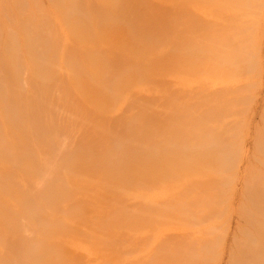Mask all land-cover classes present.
Segmentation results:
<instances>
[{"label":"bare ground","instance_id":"obj_1","mask_svg":"<svg viewBox=\"0 0 264 264\" xmlns=\"http://www.w3.org/2000/svg\"><path fill=\"white\" fill-rule=\"evenodd\" d=\"M84 2L48 0L45 5L42 0L0 1V225L10 221L7 231L11 235L0 233V264H31L40 253L46 255L40 264H158L155 257L159 251L180 254L188 239L178 230H154L138 240L128 237L126 233L139 227L145 214L135 211L128 215L122 207L125 197L108 195L104 190L117 181L126 163L131 168L129 182L172 169L169 192L175 196L173 204L195 215L205 199L185 202L188 208L185 197L201 182L211 180L232 156L234 146H219L218 141L225 138L222 136L234 137L236 125L205 132H214L208 154H197L199 147L186 139L176 149L174 159L167 158V149L157 150L153 145L149 149L155 152L152 161L145 154L129 151H122L124 157L105 160L106 141H118L123 131L117 120L106 123L111 122L110 108L135 83L122 79L112 86L107 67L132 65V55L143 57L154 96L141 101L147 106L164 102L155 117L174 119L179 111L170 106L171 100H164L166 91L178 85V96H186L189 88L224 81V57L239 65L254 54L264 10L253 14L251 0H127L141 18L150 20L138 51L125 20L104 13L114 0H89L88 7H83ZM88 14L93 15L94 23L80 25L79 19ZM194 23L198 35L190 31ZM53 37L61 51L57 62L47 66V49ZM96 43L109 46V50L99 53L94 49ZM8 47L10 51H6ZM15 65L30 77L29 82L21 84L11 75ZM156 66L160 70L152 72ZM94 70L99 73L96 89L100 94L83 87L84 78ZM225 95L224 91L218 94L221 104L226 102ZM5 101L14 102L15 109L24 112L19 122L5 121ZM134 104L129 100L124 112ZM186 108L179 109L185 118L191 109ZM38 117L46 124H56V131L36 141L31 135ZM261 133L256 139L259 159L264 158ZM63 140L76 145L78 151L61 147ZM51 144H58V150L49 151ZM90 157H94L91 168L85 171L81 163ZM252 170L249 165V172ZM253 178L247 187L249 204L241 207L248 238L236 243L231 253L233 264H241L240 257L264 264V172ZM61 202L69 208L58 219L53 212ZM142 204L141 199L138 205ZM172 217L163 211L153 220L171 224Z\"/></svg>","mask_w":264,"mask_h":264},{"label":"rangeland","instance_id":"obj_2","mask_svg":"<svg viewBox=\"0 0 264 264\" xmlns=\"http://www.w3.org/2000/svg\"><path fill=\"white\" fill-rule=\"evenodd\" d=\"M42 1L45 5L48 3V0ZM251 1L253 14L264 10V0ZM88 5L89 0H85L83 7H88ZM104 13H114L117 19L125 20L126 27L133 32L132 44L139 51L141 41L147 37L146 27L149 26L150 20L141 18L127 0H114V4L106 8ZM262 22H260V32L257 33L258 43L253 48L252 56L242 60L239 65H234L228 57H224L227 74L224 81L215 80L207 85L200 84L195 88H189L186 96H178V85L166 91L164 100H171L170 106L179 111L173 117L174 119L155 117V112L163 109L164 102L147 106L141 101V99L154 96L149 89V79L145 70L147 69L146 60L143 57L132 55L130 57L132 65L127 62L107 67L108 72L112 74L109 80L112 86L119 84L122 79L135 83L129 86L110 108L109 120L111 122L107 120L106 123L109 125L117 120L118 126L123 131L118 141H106L108 150L104 154L105 160L124 157L126 155L123 152L129 151L131 154H145L152 161L155 152L150 153L149 149L153 145L157 150L167 149V158L174 159L176 149H179L186 139L199 147L197 154H208L210 152L209 141L214 136L212 135L214 132L211 134H205V132H217L230 125L238 126L234 137L222 136L225 138H220L218 141L219 146L224 147L227 144L234 146L232 156L226 163L219 166L211 180L201 182L184 199V203L205 199V204L195 215H189L183 211L184 207L173 204L175 196L172 197L169 192L174 174L172 169H167L156 176L147 173L146 178L137 177L138 179L129 182L131 168L130 164L126 163L117 181L104 190L108 195L125 197L122 207L126 209L128 215L135 211L142 215L145 214L146 218L143 223L126 233L128 237L142 239L152 234L154 230L168 232L178 230L187 237L188 243L180 249V254L172 250L159 251L155 257L158 264H233L231 253L236 243L247 241L246 221L241 213V207L249 204L250 193L247 187L253 183L255 179L253 177L264 172V158H256V139L261 132H264V21ZM79 23L90 26L94 23V17L88 14L79 19ZM190 31L198 35L199 30L196 23L191 25ZM49 45L47 66H52L58 60V51H61V46L56 37L50 40ZM94 49L99 53H106L109 46L96 43ZM217 49H220V46ZM6 51H10V47ZM159 70V66L151 69L152 72ZM11 75L17 76L21 84L29 82L30 77L24 76L18 65L14 66ZM98 75V71L94 70L84 78L83 87L87 91L100 94V91L96 89ZM221 91L226 92V102L223 104L218 97ZM129 100L135 101V104L130 110L124 112L123 108ZM15 107L14 102H4L3 115L6 122H19L22 119L24 112L17 111ZM186 107L191 109L188 117L185 118L184 111L180 113L179 109L187 110ZM34 123L35 130L31 136L36 141L56 131V124H46L40 117L36 118ZM177 125L181 126L175 128ZM63 145L72 152L78 151V147L70 141L63 140L61 147H64ZM58 146V144H51L48 150L57 151ZM93 159L94 157H90L81 163L80 168L85 171L89 170ZM249 165L253 167L252 172H249ZM141 199L143 204L140 206L138 202ZM186 203L185 207L189 208ZM67 208H69L68 203L61 202L53 215L62 219ZM47 211L50 210L47 208ZM163 211L173 215V223L167 224L163 221L157 223L153 220V217H158ZM23 220L25 219H19V221ZM9 223L10 221L0 225V233L5 237L11 236L7 231ZM27 233L31 234L32 229L28 228ZM45 256L40 253L31 264H40V260ZM239 262L252 264V259L240 257ZM147 263L144 261L141 264Z\"/></svg>","mask_w":264,"mask_h":264}]
</instances>
